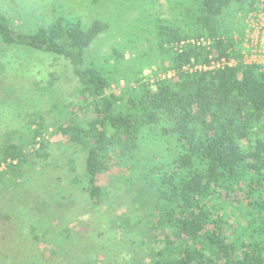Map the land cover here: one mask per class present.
I'll return each instance as SVG.
<instances>
[{
    "label": "trees",
    "instance_id": "obj_1",
    "mask_svg": "<svg viewBox=\"0 0 264 264\" xmlns=\"http://www.w3.org/2000/svg\"><path fill=\"white\" fill-rule=\"evenodd\" d=\"M2 1L3 103L14 106L16 87L6 72L13 50L65 61L76 86L75 101L52 108L51 126L25 114L21 130L0 135V163L7 165L0 192L24 196L23 206L30 192L37 202L38 191L54 206H34L41 240L50 243L44 234L63 229L73 232L67 242L94 249L93 219L106 217L112 191H124L142 215L126 216L118 227L141 237L144 264H264V69L241 61L244 20L264 0H48L27 29ZM131 11L139 16L122 25ZM117 22L123 33L107 45L103 37ZM223 57L240 63L187 68ZM148 68L174 76L145 81ZM50 128L84 157L82 179L68 158L72 179L64 186L71 191L53 193L44 178L49 164L66 160L53 155ZM73 211L80 213L70 224L54 217ZM81 227L90 233L78 235ZM110 245L106 253L119 246Z\"/></svg>",
    "mask_w": 264,
    "mask_h": 264
},
{
    "label": "rangeland",
    "instance_id": "obj_2",
    "mask_svg": "<svg viewBox=\"0 0 264 264\" xmlns=\"http://www.w3.org/2000/svg\"><path fill=\"white\" fill-rule=\"evenodd\" d=\"M47 1L4 0L2 1V8L4 4V9L15 17L13 19L16 20L18 28L27 29L35 26L38 20V12ZM162 3L164 10H167V4L165 2ZM150 8L152 9L153 7L150 6ZM114 10V8H111L109 13L113 14ZM96 14V11L92 8L91 15ZM138 16V11H131L127 17L121 20V24H133V19ZM118 25V22L115 23V28L110 32L111 34L103 37V41L107 45L117 42L118 37L123 33L117 28ZM144 35L147 38L149 37L146 33ZM33 52L35 54L21 50L9 51V63L6 70L7 79L16 87V91L12 97V100H14L13 107H9L8 103H3V93H1L0 135L12 130H21L24 125V119L21 117L25 114L35 117L40 116L46 121L47 125L51 126L53 121H55V117L51 112L52 108L55 105H70L75 101L76 86L69 65L57 57L37 54L38 52L36 53V51ZM161 75L157 69L148 68L144 71L143 77L145 81L154 82ZM115 92L118 93L119 89L115 88ZM53 131L54 128H50L49 132L45 134L46 139L52 142L51 151L54 156H57L58 153L63 156V153H65L66 156H63L62 159L66 158V160H61L60 165L59 162L56 165L49 164L44 178L53 193H57L62 186L67 187L71 191L74 186H64L72 179L70 172L72 167L69 165V161H74L73 167L77 168L79 178L82 179L81 165L84 157L77 151L76 147L66 143L61 135H51ZM69 157L70 160L68 161ZM6 170L7 165L3 162L0 163V171ZM75 192H77V189ZM30 193L32 196H29L32 198L28 202L29 204L26 203L22 206L24 196L15 197L11 194L0 192V264H40L39 260L44 261L45 264L145 263L147 248L139 243L141 237L138 238L133 234L126 233L124 228L118 227V224L123 223L126 216L129 217L134 213L142 215L132 198L124 191H112L105 202L106 208L104 211L106 217H102V214H100L93 219V222H96L97 225L94 230H96L98 235L96 237V232L93 231L94 249H88L79 243L67 242L69 240L67 234H72L73 232H65L66 230L64 231L63 229L52 228L50 233L44 234L46 237H42V239L48 240L50 243L43 242L41 236L39 237L41 232L43 233V228L37 222L39 210L34 209V206L39 208L46 205L48 207L47 204L51 203L52 208L50 210L54 209V206L48 199V194L46 196L45 193L40 194L36 191L37 202H34V195L32 192ZM64 195L68 200L71 198L70 195ZM54 205L56 206V204ZM32 206L33 210L29 209ZM82 209L81 207L78 210L82 211ZM72 213L74 214L67 215V217L62 213H55L54 217L65 219L70 224V222H75L78 219L75 214L80 212L73 211ZM76 226L80 227L81 222L77 220ZM76 233L85 236L90 232L81 227ZM60 236L64 237L62 238L63 240L60 239ZM40 240L42 243H40ZM52 243H56V246L58 244V247H56L57 256L53 253L55 248H52ZM110 243L119 245L118 249H113L106 253L105 249L111 246Z\"/></svg>",
    "mask_w": 264,
    "mask_h": 264
},
{
    "label": "built area",
    "instance_id": "obj_3",
    "mask_svg": "<svg viewBox=\"0 0 264 264\" xmlns=\"http://www.w3.org/2000/svg\"><path fill=\"white\" fill-rule=\"evenodd\" d=\"M244 24V38L241 40V61L245 65H258L264 69V2L260 4L256 11L246 16ZM202 42H205V40L202 39ZM210 42L208 41V43ZM239 63L240 60L234 57H223L212 61L210 65L199 64L195 65V67L188 66L187 68L191 71H208L235 67ZM172 76H174V73L170 72L167 75H161V78H171Z\"/></svg>",
    "mask_w": 264,
    "mask_h": 264
}]
</instances>
